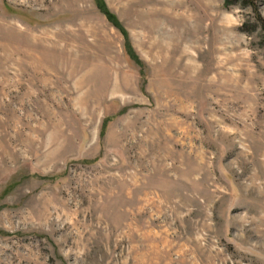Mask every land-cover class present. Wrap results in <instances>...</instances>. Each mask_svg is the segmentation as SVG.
<instances>
[{"label":"rangeland","instance_id":"374dc122","mask_svg":"<svg viewBox=\"0 0 264 264\" xmlns=\"http://www.w3.org/2000/svg\"><path fill=\"white\" fill-rule=\"evenodd\" d=\"M103 1L0 0V264H264V0Z\"/></svg>","mask_w":264,"mask_h":264},{"label":"trees","instance_id":"16d2710c","mask_svg":"<svg viewBox=\"0 0 264 264\" xmlns=\"http://www.w3.org/2000/svg\"><path fill=\"white\" fill-rule=\"evenodd\" d=\"M95 1H96V3H97V6L99 7V9H101V11H102V12L105 14V16L107 17V19H108L109 21L115 22V19H114L113 14L110 13V11L107 9V7H106L104 1H103V0H95ZM225 3L228 4L227 2H225ZM257 19H258V18H257ZM258 20H260V19H258ZM116 24H117V23H116ZM263 27H264V24H263ZM122 32H123L124 36H126L125 33H124V31H122ZM125 38H126V37H125ZM126 47H127V52H128L129 54H132V53H131V47H130V45L128 44V45H126Z\"/></svg>","mask_w":264,"mask_h":264},{"label":"bare ground","instance_id":"6f19581e","mask_svg":"<svg viewBox=\"0 0 264 264\" xmlns=\"http://www.w3.org/2000/svg\"><path fill=\"white\" fill-rule=\"evenodd\" d=\"M201 8V7H200ZM210 9L211 8H209V9H207V12L206 13H202V15H201V17H202V21H206V20H209L210 21V23L209 24H207V27H210V25H212L213 24V22H215L214 20H215V17H214V15H212V14H210ZM189 13V11L187 12V14H186V17L187 18H191V15L190 14H188ZM199 13H201V12H199ZM193 16V15H192ZM201 17H200V19H201ZM201 24H203V23H201ZM218 26L221 28L222 26L221 25H219L218 24ZM202 26H200L199 28H201ZM203 29V28H202ZM204 30H205V28H204ZM209 30V29H208ZM203 31V30H202ZM201 31V32H202ZM203 32H205V31H203ZM201 39V38H200ZM203 40V39H202Z\"/></svg>","mask_w":264,"mask_h":264}]
</instances>
